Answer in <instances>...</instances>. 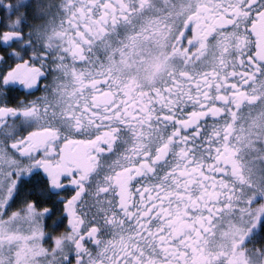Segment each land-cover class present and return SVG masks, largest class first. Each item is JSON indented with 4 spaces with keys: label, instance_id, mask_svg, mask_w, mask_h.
I'll use <instances>...</instances> for the list:
<instances>
[{
    "label": "snow or ice",
    "instance_id": "6c2138e0",
    "mask_svg": "<svg viewBox=\"0 0 264 264\" xmlns=\"http://www.w3.org/2000/svg\"><path fill=\"white\" fill-rule=\"evenodd\" d=\"M0 264H264V0H0Z\"/></svg>",
    "mask_w": 264,
    "mask_h": 264
}]
</instances>
